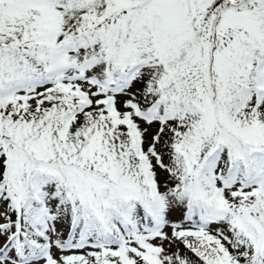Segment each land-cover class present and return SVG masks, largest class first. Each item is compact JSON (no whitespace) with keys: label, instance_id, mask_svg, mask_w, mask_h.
Returning <instances> with one entry per match:
<instances>
[{"label":"snow or ice","instance_id":"snow-or-ice-1","mask_svg":"<svg viewBox=\"0 0 264 264\" xmlns=\"http://www.w3.org/2000/svg\"><path fill=\"white\" fill-rule=\"evenodd\" d=\"M0 264H264V0H0Z\"/></svg>","mask_w":264,"mask_h":264}]
</instances>
